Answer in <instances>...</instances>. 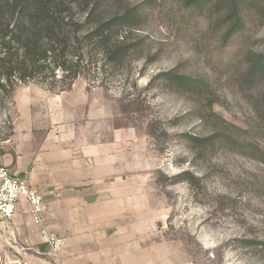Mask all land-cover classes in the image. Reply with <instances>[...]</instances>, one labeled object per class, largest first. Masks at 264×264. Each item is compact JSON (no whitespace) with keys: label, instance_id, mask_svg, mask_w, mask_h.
Returning <instances> with one entry per match:
<instances>
[{"label":"rangeland","instance_id":"obj_1","mask_svg":"<svg viewBox=\"0 0 264 264\" xmlns=\"http://www.w3.org/2000/svg\"><path fill=\"white\" fill-rule=\"evenodd\" d=\"M118 1L141 7L138 50L69 90L22 84L7 104L13 128L18 109H53L48 130L83 124L89 147L99 135L108 176L100 192L75 193L77 212L106 201L107 217L167 242L183 264H264V0H238L242 23L228 39L229 0ZM172 69L207 89L166 87L156 76ZM213 135L214 145L199 140ZM32 247L2 234L0 264H35Z\"/></svg>","mask_w":264,"mask_h":264},{"label":"crops","instance_id":"obj_2","mask_svg":"<svg viewBox=\"0 0 264 264\" xmlns=\"http://www.w3.org/2000/svg\"><path fill=\"white\" fill-rule=\"evenodd\" d=\"M51 110L18 109L14 141L0 154V164L26 178L42 196L47 227L62 238L64 248L58 257H46L48 245L41 225L32 220L26 199L19 201L10 229L0 222V237L3 234L9 242L33 245L39 259L35 264H183L167 242L134 232L120 218L107 217L106 201H87L83 212H77L75 193L100 192V179L108 176L104 144L98 135L90 147L86 145L83 124L73 132L48 130ZM71 118L82 121L81 117H64Z\"/></svg>","mask_w":264,"mask_h":264},{"label":"trees","instance_id":"obj_3","mask_svg":"<svg viewBox=\"0 0 264 264\" xmlns=\"http://www.w3.org/2000/svg\"><path fill=\"white\" fill-rule=\"evenodd\" d=\"M229 2L230 25L224 39L230 38L242 23L239 1ZM118 3V0H0V109H7L19 87L29 81H38L52 91H65L80 76L123 66L138 50L130 33L142 14L138 5L121 8ZM259 72H264V63ZM156 78L166 87L181 90L204 92L208 87L205 79L177 69L162 72ZM219 135L229 139L226 133ZM199 140L211 145L218 141L214 135ZM249 148L257 150L255 146Z\"/></svg>","mask_w":264,"mask_h":264},{"label":"built area","instance_id":"obj_4","mask_svg":"<svg viewBox=\"0 0 264 264\" xmlns=\"http://www.w3.org/2000/svg\"><path fill=\"white\" fill-rule=\"evenodd\" d=\"M13 121L6 109H0V153L13 142ZM26 199L30 205L32 220L41 225L43 241L50 247V253L58 257L64 242L45 224V208L42 196L31 188L26 178L13 172L8 166L0 164V222L10 229L20 200Z\"/></svg>","mask_w":264,"mask_h":264}]
</instances>
